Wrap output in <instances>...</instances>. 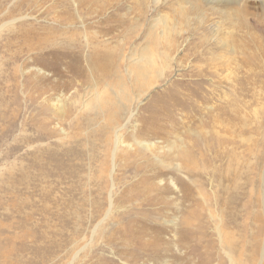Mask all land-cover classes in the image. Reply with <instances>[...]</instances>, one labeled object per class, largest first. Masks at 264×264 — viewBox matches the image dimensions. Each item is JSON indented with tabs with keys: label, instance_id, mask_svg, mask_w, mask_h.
Masks as SVG:
<instances>
[{
	"label": "rangeland",
	"instance_id": "rangeland-1",
	"mask_svg": "<svg viewBox=\"0 0 264 264\" xmlns=\"http://www.w3.org/2000/svg\"><path fill=\"white\" fill-rule=\"evenodd\" d=\"M90 1V8L96 12L82 22L90 31H107L104 38L114 49L123 46L124 51L139 55L145 47L154 53L162 52L170 40L179 46V50L170 51L174 61L164 72V78L147 90L135 109L140 126L142 117L147 116L141 115L143 106L149 104L160 110L161 136L142 138L154 144L146 151L135 147L142 157L133 153L120 157L115 168V211L97 226L99 216L108 206V188L97 179L96 145L91 150L94 161L87 159L85 151L79 160L92 167L88 180L84 179V175L90 174L86 169L79 174L80 180L75 175L67 179L64 171L53 164L47 170L41 166L33 168L32 159L39 149L32 155L29 145L35 133L33 117L45 115L52 120L50 135L40 144L60 155L66 141L54 129V118L61 117L58 108L68 113L74 101H90L92 91L99 90L100 98L109 96L110 91L103 88L104 81L90 78L85 83L80 76L60 77L53 71L54 66L64 70L67 59L54 58L47 52L62 51L66 45L59 40L58 47H49L44 37L60 33L61 26L53 22V12L66 21L67 14L73 12L69 0H0V264H186L182 259L185 251L175 247L174 236L186 219L190 220L188 215L200 199L195 186L184 181L187 203H181V193L168 182L179 176L185 178L184 166L194 163L203 174L199 181L206 194L213 190L222 197L220 185H224L222 178L227 167L220 164L219 158L237 136L234 126L231 130L234 122L224 114L233 106L239 108L244 123L238 149L243 169V201L258 203L253 210L236 213L235 223L242 226V237H236L244 247V258L248 259L255 249L256 263L264 264V39L250 40L248 31L240 24L241 10H245L253 15L249 16V24L258 33L254 19L264 18L258 1L240 0L224 5L204 0H166L157 9L147 0ZM156 17H161V22L154 21ZM74 25L79 27L80 21L74 19ZM159 33H164L161 43ZM37 69L42 71L39 75L35 73ZM105 80L106 86L117 94L116 77ZM63 81L69 85L51 88L63 85ZM191 90L195 91L193 95ZM111 99L116 101L113 94ZM83 123L84 118L79 115L72 119L71 126ZM135 124H128L124 130L127 142H132L131 126ZM224 125L229 136L223 135ZM224 138L228 143L223 148ZM73 141L76 142L74 138ZM37 156L40 158V153ZM145 173L157 174L161 185L165 184V189H161L164 232L154 255L166 245L168 248L164 249L168 250L162 251L161 256L134 259L130 247L121 242L122 232L131 226L126 215L135 213V205L127 200L133 195L129 189L137 188L136 183ZM18 174L23 179L20 184ZM205 175L212 177V184L205 180ZM93 229H101L98 240L91 237ZM208 232L214 239L212 232ZM151 238L146 236L141 243L150 245ZM84 245L73 259L71 255Z\"/></svg>",
	"mask_w": 264,
	"mask_h": 264
},
{
	"label": "bare ground",
	"instance_id": "bare-ground-1",
	"mask_svg": "<svg viewBox=\"0 0 264 264\" xmlns=\"http://www.w3.org/2000/svg\"><path fill=\"white\" fill-rule=\"evenodd\" d=\"M69 1V5L72 7L73 12L67 14L69 18H66V21L64 18H61L58 13L56 14L53 12V22L61 26L60 33L57 32L55 34L50 32L51 36L44 37V41L49 47H58L57 44H59V40L66 45L62 51L47 52L48 55L54 58L60 56L65 60L67 59L65 62L67 66L64 70H60V67L54 66L53 71L58 73L57 75L60 77H66L67 74L80 76L82 80L84 79L85 83H88L90 78L104 81L105 86L102 87L104 89L108 88L110 91L108 94L109 96L100 98V91L94 90V92L92 91L91 97L88 99L90 101H74L68 113L63 112L60 107L58 108L61 117L54 118V120H56L54 129H57L59 134L63 137V141H66V143L62 145L63 150L60 155H57V153L53 152L48 146L40 144V141L47 139L50 135L49 124L52 123V120L50 121L51 118L48 119L45 115H36V117H33V130L35 133L31 138V145L29 146L32 155H34V152H37L38 149L39 152H37V154L40 153V158L38 156L36 157L37 154H35L32 159L33 168L37 169L41 166L44 167V170H47L53 164L54 167L61 168L64 171L67 179L75 175L80 180L82 179L80 175L86 169L90 171V174L84 175V179L86 178L88 180L91 176L92 167L90 168L89 163L84 165L82 162H79V160H81L80 158L84 151L88 157L87 159L90 160L92 156L91 150H93V145H96V150L94 151L97 153V158L95 161L94 159L91 160L97 163L95 167L98 174L97 179L102 181L108 188V206L99 216L96 224L98 226L111 217L115 211V168L117 163L120 162V157L122 156L123 159L127 153H133L138 157H142V155L135 150L137 149L135 147H139L145 151L154 147L153 143L146 142L142 138L146 135L155 138L161 136V117L159 118L158 116L160 110L151 108L149 104L143 106V113L141 115L147 113V116L143 115L144 117H142V124L140 126V122L138 124L135 117V109L137 108L139 99L144 97L147 90L155 86L161 78H164V72L166 69L170 68L174 61V58L171 56L172 54L170 55V51L173 48L179 50V46L176 44L175 40L173 42L170 40L167 43L168 46L165 44L166 47H164L162 52L161 50H157L156 53H154L151 52L150 49L148 50V47H145L139 55L135 54L132 50L129 52L124 51L123 46L114 49L115 46L114 48L109 46L110 43L104 38V36L108 34L107 31L101 33L93 30L90 31L85 26L86 24L84 25L85 22H82V19L90 17L92 13L96 12L90 8L92 6V1ZM165 1L166 0H147L148 3H151V7L155 9ZM204 1L207 3H220L225 5L231 2L239 3L240 0ZM257 1L264 12V0ZM247 2L249 1L245 0V3ZM177 3L179 2L177 1ZM249 16L253 15L245 10H241L240 24L242 28L248 31L247 34L250 40L257 39L258 37L264 39V18L254 19L258 22L259 30L257 33V31H255L256 27L249 24L250 21H252ZM74 19L80 21L79 27H74ZM154 21L161 22V17H156ZM150 33L153 35L152 28L150 29ZM159 35V43H161V35H164V33H159ZM81 63L83 66H81ZM35 71L38 75L42 72L41 69ZM111 77H116L118 80L115 81L117 82L118 88L117 94L113 93L111 87L106 86L108 83L105 82V79ZM65 85L68 86L69 84L63 81V85L57 84L51 88L56 90ZM89 85H91V83ZM91 90H93V86ZM190 92L192 95L195 93L193 90ZM112 94L114 98H116V101H112V99L110 101ZM183 106L184 104L181 105V107ZM79 115L84 118L83 125L75 124L72 127V119ZM224 115L231 120L232 123L234 122L231 126V130L234 126L237 136H234V140L229 142L230 147L228 145V149L224 148V145L227 144L228 141L224 138L222 142L223 150L226 152L219 158V162L221 165L227 167L222 178L224 185H220L222 197L216 195L213 190L206 194L203 183L199 181L203 174L194 163H188L184 166L183 176H185V178L179 176L173 181L168 182L170 187L175 190L178 189L181 193V203H187L185 194L187 187L184 181L195 186V194L200 199L194 203V208L192 209L194 211L188 215V217L191 216L190 220L186 219L182 229H177L176 236H174L175 247L185 251V257L182 256V259L184 258L187 261L186 264H213L215 261H217V264H260L255 261V249H252V255L249 256L248 259L244 258V247L241 240L236 237V235L242 237V226H240V223H235L236 213L240 210L243 212L244 209L253 210L258 204L251 201L244 203L243 201L244 193L241 182V170L243 169H241L242 163L239 157L241 153L238 149L241 144V127L244 126V123L240 120L242 119V115H240L238 107L233 106L231 111ZM128 124H135L131 126L130 137L132 142H127V140L123 138L124 130L128 129L126 128ZM72 128L74 129L73 137H71ZM223 128V135L229 136L230 132L227 125H224ZM232 134H234L233 131ZM91 137H95V140L91 139ZM73 138L76 142H72ZM235 139H238V141ZM82 141H84V145ZM98 154H100V157ZM127 158L128 156L126 159ZM122 166L124 167L123 164ZM21 167V163H19L18 172H20ZM39 171L42 170L40 169ZM157 178V174L151 176L149 173H145L142 179L136 183L137 185L135 186L138 187L133 191L129 189V193H133V195L127 197V200L129 203L135 205V213L126 215L128 218L127 223H130L131 226L129 229L123 230V239L121 242L126 247H130L128 250H132L131 253L127 252L133 255L134 259L143 256H161L162 251L168 250L164 249L168 248L166 245L164 248H161L157 255H154L157 253L158 245L161 244V233L164 232V229H161V189H165V184L163 183L161 185V179ZM205 178V180L212 184L211 176L205 175ZM17 181L19 184L23 181L20 174H18ZM230 210L231 212H229ZM209 230L212 232L211 235L214 236V239H211L208 232ZM91 231V237L94 236V239L96 238V240H98L101 235V229H93ZM146 236L152 237L150 239H153V242H151L152 244H150V241V245H146L147 243L145 244L143 242L141 243ZM5 243L6 245L11 244L12 241ZM85 247L86 245L82 246V248L80 247L79 250H76V253H73L71 256L73 257L74 255V257H76ZM128 253L127 256H129ZM177 259L181 258L178 257Z\"/></svg>",
	"mask_w": 264,
	"mask_h": 264
}]
</instances>
